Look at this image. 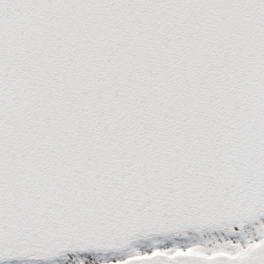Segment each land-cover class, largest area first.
Returning a JSON list of instances; mask_svg holds the SVG:
<instances>
[{"label":"snow or ice","instance_id":"snow-or-ice-1","mask_svg":"<svg viewBox=\"0 0 264 264\" xmlns=\"http://www.w3.org/2000/svg\"><path fill=\"white\" fill-rule=\"evenodd\" d=\"M0 264H264V0H0Z\"/></svg>","mask_w":264,"mask_h":264}]
</instances>
